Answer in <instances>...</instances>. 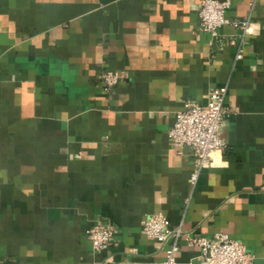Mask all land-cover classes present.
<instances>
[{
	"label": "crops",
	"instance_id": "1",
	"mask_svg": "<svg viewBox=\"0 0 264 264\" xmlns=\"http://www.w3.org/2000/svg\"><path fill=\"white\" fill-rule=\"evenodd\" d=\"M231 2L215 38L199 0H0V264H159L142 232L159 212L264 264V0ZM106 70L127 77L108 91ZM221 85L226 145L193 183L194 150L168 133ZM96 224L114 228L100 251Z\"/></svg>",
	"mask_w": 264,
	"mask_h": 264
},
{
	"label": "built area",
	"instance_id": "2",
	"mask_svg": "<svg viewBox=\"0 0 264 264\" xmlns=\"http://www.w3.org/2000/svg\"><path fill=\"white\" fill-rule=\"evenodd\" d=\"M231 0H199L198 15L200 29L218 37V30L229 20L226 16L231 7ZM242 29L241 38L251 32L249 19L237 22ZM229 44L236 45L237 39ZM242 57L240 48L236 58ZM127 77L126 71L106 70L102 74V82L106 90L113 89ZM228 85H221L209 92L207 104L195 106L186 103L185 108L178 111L174 123L169 130V137L175 144L190 146L194 150L195 169L191 181L196 182L202 168L214 163L215 154L225 148L222 128L225 119V99ZM142 232L157 239L164 246V259L159 264H177V253L180 250L179 240L183 237L188 245L199 249L198 264H253L254 255L245 244L226 232L216 233L213 237L196 236L184 233L182 229H173L170 219L164 213H153L146 217ZM114 234L111 224H96L88 230V235L95 251L108 246Z\"/></svg>",
	"mask_w": 264,
	"mask_h": 264
}]
</instances>
